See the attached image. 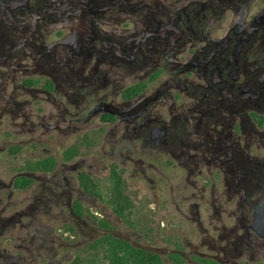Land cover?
Instances as JSON below:
<instances>
[{
	"label": "flooded vegetation",
	"instance_id": "obj_1",
	"mask_svg": "<svg viewBox=\"0 0 264 264\" xmlns=\"http://www.w3.org/2000/svg\"><path fill=\"white\" fill-rule=\"evenodd\" d=\"M0 264H264V0H0Z\"/></svg>",
	"mask_w": 264,
	"mask_h": 264
}]
</instances>
